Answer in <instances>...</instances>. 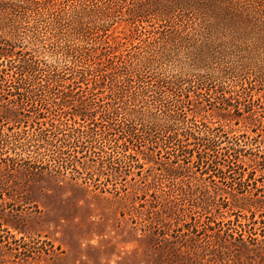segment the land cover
I'll return each instance as SVG.
<instances>
[{"label":"trees","instance_id":"obj_1","mask_svg":"<svg viewBox=\"0 0 264 264\" xmlns=\"http://www.w3.org/2000/svg\"><path fill=\"white\" fill-rule=\"evenodd\" d=\"M81 1L0 0V193L25 155L64 167L101 153L113 177L140 155L150 188L163 175L209 215L203 234L264 259V0ZM24 104L60 113L20 118Z\"/></svg>","mask_w":264,"mask_h":264},{"label":"rangeland","instance_id":"obj_2","mask_svg":"<svg viewBox=\"0 0 264 264\" xmlns=\"http://www.w3.org/2000/svg\"><path fill=\"white\" fill-rule=\"evenodd\" d=\"M123 12L121 8L116 10L110 21V24L116 22L114 35L123 31V25L117 24ZM187 75L213 74L196 71ZM108 87L105 86L104 93ZM260 95L264 96V87ZM258 104L264 107V99ZM17 110L20 118L33 120L37 115L51 119L60 113L55 107L32 108L28 104ZM212 122L218 125L217 120ZM235 123L232 126L238 129ZM21 127L32 131L30 125ZM92 145L101 144L92 142ZM225 146L223 143L222 147ZM130 147V152L137 156L138 148ZM259 149L264 151V145ZM79 151L72 152L77 159L64 167L58 158L46 156L37 163L34 157L25 155L18 160L22 169L4 172L1 181H6V189L0 193V264H264L262 258L249 257L224 246L223 240L215 238L212 232L203 234L209 215L200 213L198 206L184 200L177 183L173 186L162 175L156 188H150L152 171L142 156L136 157L144 163L142 169L130 167L113 177L107 168L100 166L103 154ZM0 157L5 156L0 154ZM72 158L66 160L71 162ZM25 167L32 168L26 171ZM190 175L202 176L195 167ZM255 194L252 192L253 197ZM216 210L213 208L211 212L216 215ZM194 216H197L195 222L191 221ZM222 221L226 224L228 219H217V223ZM193 224L199 232L190 233Z\"/></svg>","mask_w":264,"mask_h":264}]
</instances>
